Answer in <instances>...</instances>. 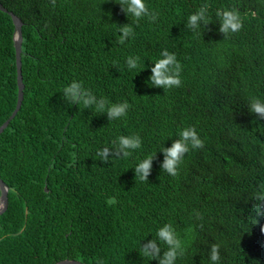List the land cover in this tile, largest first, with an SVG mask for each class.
Masks as SVG:
<instances>
[{"label":"trees","instance_id":"1","mask_svg":"<svg viewBox=\"0 0 264 264\" xmlns=\"http://www.w3.org/2000/svg\"><path fill=\"white\" fill-rule=\"evenodd\" d=\"M144 2L158 13L154 23H133L113 0H0L22 21L24 84L20 108L0 132V178L9 187L0 264H158L140 244L165 223L182 239L194 230L176 264H211L213 243L219 264H264V216L252 210L264 185V120L248 111L250 98L264 101V0ZM204 4L209 23L186 27ZM220 8L238 9L243 22L227 38ZM128 23L134 36L119 45L117 26ZM13 35L0 10V125L17 99ZM163 50L182 65L179 87L148 82ZM130 56L140 58L137 69L127 67ZM73 81L97 99L127 102L126 116L108 120L95 106L71 104L63 89ZM189 126L204 147L190 149L172 177L159 150ZM121 135H139L141 148L101 162L97 152ZM154 153L141 182L133 168ZM157 243L162 257L166 246Z\"/></svg>","mask_w":264,"mask_h":264},{"label":"clouds","instance_id":"2","mask_svg":"<svg viewBox=\"0 0 264 264\" xmlns=\"http://www.w3.org/2000/svg\"><path fill=\"white\" fill-rule=\"evenodd\" d=\"M55 4V0H52ZM120 6L121 12L127 17L133 18V23L139 22L143 18H148L150 22H155L158 13L150 11L144 0H113ZM209 8L208 4L202 5L197 11L189 14L187 17L186 27L189 29H198L201 22L209 23V17L206 12ZM218 18L220 27L219 32L224 34L225 38L233 33L239 32L243 27L241 14L236 8H220L215 13ZM119 33L116 43L119 45L134 36L133 24H124L117 26ZM139 57H128L126 65L130 70L139 67ZM182 65L178 62L176 55L167 50L160 53V58L156 59L150 69L151 75L148 82L152 87L162 89H172L181 85L180 73ZM63 96L71 104L83 105L84 108L95 106L96 110L107 115L108 120H118L126 116L130 105L127 102L109 103L106 98L97 99L89 90L82 86L81 82L73 81L70 85L63 89ZM248 111L255 114L259 119L264 120V101L257 97L250 98L248 102ZM113 148L105 147L97 152L101 162L108 163L110 158H129L133 151L140 149L142 140L139 135L119 136L113 142ZM204 147V141L200 138L195 127H185L178 133V138L174 139L170 147H161L160 152L163 153V162L160 165L161 170L172 177L179 174V168L184 160L185 154L191 150L201 149ZM155 153L140 160L134 169V175L141 181H147V177L152 169V160ZM252 210L257 216H264V185L260 190L253 194ZM109 204L115 203L114 198L108 201ZM199 218L200 214L197 213ZM260 232L264 234V224L260 226ZM194 230L189 227L184 230L183 239L181 234L172 226L171 223H165L156 231V239L149 240L145 244H140L141 253L150 260H157L158 264H176L178 257H183L186 246L190 242ZM157 241L166 246L163 256H160L161 248ZM209 259L211 264H219L220 261V245L213 243L209 251ZM95 264H104L103 260L97 259Z\"/></svg>","mask_w":264,"mask_h":264},{"label":"water","instance_id":"3","mask_svg":"<svg viewBox=\"0 0 264 264\" xmlns=\"http://www.w3.org/2000/svg\"><path fill=\"white\" fill-rule=\"evenodd\" d=\"M0 10L7 12L11 16L12 23L14 25L13 41H14V49H15L16 80H17L16 104L9 117L0 125V132H2L3 129L8 125L9 121L13 118V116L20 108L23 98L24 84L22 81V72H21L22 21L16 14H14L12 11L7 10L6 7L2 6L1 3H0ZM8 189L9 187L0 178V214L4 212L8 206ZM53 264H84V262L72 258H63L54 262Z\"/></svg>","mask_w":264,"mask_h":264}]
</instances>
